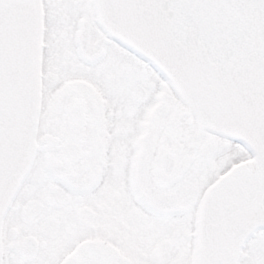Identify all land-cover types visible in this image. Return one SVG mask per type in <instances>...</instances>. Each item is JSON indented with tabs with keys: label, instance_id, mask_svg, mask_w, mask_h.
Instances as JSON below:
<instances>
[{
	"label": "snow or ice",
	"instance_id": "6c2138e0",
	"mask_svg": "<svg viewBox=\"0 0 264 264\" xmlns=\"http://www.w3.org/2000/svg\"><path fill=\"white\" fill-rule=\"evenodd\" d=\"M0 264H264V0H0Z\"/></svg>",
	"mask_w": 264,
	"mask_h": 264
}]
</instances>
